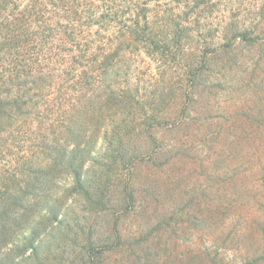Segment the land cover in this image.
<instances>
[{"label":"trees","instance_id":"1","mask_svg":"<svg viewBox=\"0 0 264 264\" xmlns=\"http://www.w3.org/2000/svg\"><path fill=\"white\" fill-rule=\"evenodd\" d=\"M241 10L238 0H0V264H74V255L104 264L123 248L117 232L116 241L96 239L85 213L146 212L149 201L130 186L136 166L161 165L164 147L178 146L153 130L195 122L189 105L200 90L213 99L234 90L228 64L259 38ZM232 113L245 133L249 120L264 122L246 106ZM202 119L217 137L221 121ZM136 135L158 145L136 150ZM121 179L125 204L113 209ZM154 220L142 219L133 247L147 250L140 228ZM163 220L146 237L171 226Z\"/></svg>","mask_w":264,"mask_h":264},{"label":"rangeland","instance_id":"2","mask_svg":"<svg viewBox=\"0 0 264 264\" xmlns=\"http://www.w3.org/2000/svg\"><path fill=\"white\" fill-rule=\"evenodd\" d=\"M238 1L242 23L259 38L254 45L242 42L238 64H232L233 68L228 64L227 73L234 78L231 93L213 99L200 90L197 101L189 105L199 116L195 122L171 130H153L157 139L177 142L178 146L164 147L158 155L161 165L144 162L136 166L130 186L149 201L145 203L146 212L120 219L108 212L85 213L96 239L113 242L117 232L121 236L118 241H124L123 248L106 258L104 264H264V122L249 120L250 131L245 133L232 113L234 107L246 106L250 115L255 112L264 119V0ZM227 4L224 2L222 8ZM143 57L146 65L153 67V62ZM204 116L214 117L215 124L221 121L223 128L217 137L206 136L212 126L204 124ZM192 139L203 150H187ZM133 145L136 150H152L158 144L146 135H136ZM253 164L258 167L256 173L250 170ZM234 172L241 179L231 183L227 175ZM126 182L121 179L114 183L113 209L125 204ZM213 203H221L224 212L213 213ZM199 212L198 220L191 218ZM163 216L169 217L171 226L146 237L148 231L165 223ZM147 217L155 220L140 228L142 238L149 240L147 250H139L132 246V233ZM199 249L203 250L202 257L196 254ZM147 255L149 260L144 262ZM71 259L74 264L80 261L75 255Z\"/></svg>","mask_w":264,"mask_h":264}]
</instances>
